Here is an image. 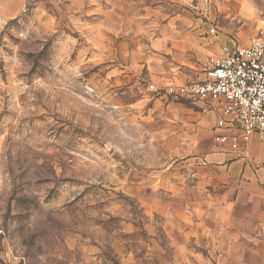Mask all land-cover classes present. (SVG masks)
<instances>
[{
  "label": "rangeland",
  "instance_id": "374dc122",
  "mask_svg": "<svg viewBox=\"0 0 264 264\" xmlns=\"http://www.w3.org/2000/svg\"><path fill=\"white\" fill-rule=\"evenodd\" d=\"M262 19L264 0H0V264H264V183L206 159L216 111L150 89Z\"/></svg>",
  "mask_w": 264,
  "mask_h": 264
},
{
  "label": "built area",
  "instance_id": "2783aa9c",
  "mask_svg": "<svg viewBox=\"0 0 264 264\" xmlns=\"http://www.w3.org/2000/svg\"><path fill=\"white\" fill-rule=\"evenodd\" d=\"M264 19L247 44H224L211 58L205 77L199 80H169L150 89L194 104L216 103L221 111L214 126L215 141L249 157L241 147L254 139L264 143ZM216 34V27L210 28ZM264 176V168H263ZM264 183V179H263Z\"/></svg>",
  "mask_w": 264,
  "mask_h": 264
},
{
  "label": "crops",
  "instance_id": "0c3cea01",
  "mask_svg": "<svg viewBox=\"0 0 264 264\" xmlns=\"http://www.w3.org/2000/svg\"><path fill=\"white\" fill-rule=\"evenodd\" d=\"M233 42H219L218 50L221 49V44H232ZM205 77V75H204ZM203 77V78H204ZM201 78V79H203ZM204 108L212 109L217 112L216 121L221 115V111L216 103H209L206 105L199 104ZM206 106V107H205ZM215 121V124H216ZM214 124V126H215ZM241 147H246L249 152V157L242 156L238 151H233L227 148L226 145L216 142L213 145L211 153L207 154L206 159L209 162L216 163V167L220 172L228 170L235 176H242L246 182L250 184L263 183V168H264V143L257 139L252 140L248 144H241Z\"/></svg>",
  "mask_w": 264,
  "mask_h": 264
}]
</instances>
